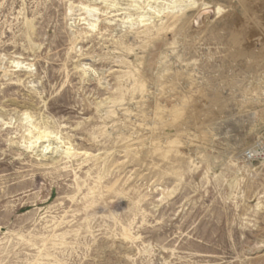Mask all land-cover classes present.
Segmentation results:
<instances>
[{"label":"rangeland","instance_id":"374dc122","mask_svg":"<svg viewBox=\"0 0 264 264\" xmlns=\"http://www.w3.org/2000/svg\"><path fill=\"white\" fill-rule=\"evenodd\" d=\"M0 264H264V0H0Z\"/></svg>","mask_w":264,"mask_h":264},{"label":"bare ground","instance_id":"6f19581e","mask_svg":"<svg viewBox=\"0 0 264 264\" xmlns=\"http://www.w3.org/2000/svg\"><path fill=\"white\" fill-rule=\"evenodd\" d=\"M207 8H208V7H205V8H203V9H207ZM201 10H202V9H201ZM143 18H144V17H143ZM144 21H146L145 18L141 20V22H144ZM180 115H181V114H180ZM27 120H28V119H27ZM174 126H175V125H174ZM28 128H29V127H28ZM34 129H35V128H34ZM36 129H38V128H36ZM43 129H44V128H43ZM41 131H42V130H41ZM38 132H40V131H38ZM38 132H37V134H40V133H38ZM42 132H43V131H42ZM46 132H47V131H46ZM46 132L43 133L44 135L41 133L43 136L40 134L39 136L35 137L36 140L39 141V140H41L43 137H48L49 134L46 133ZM49 136H50V135H49ZM48 138H49V137H48ZM46 148L49 149V148H50V145L47 146ZM68 150H69V149H68ZM43 151H44V150H43ZM46 151H47V150H46Z\"/></svg>","mask_w":264,"mask_h":264}]
</instances>
